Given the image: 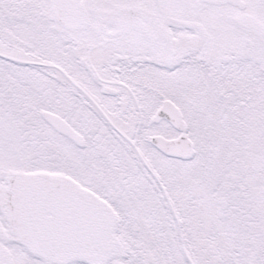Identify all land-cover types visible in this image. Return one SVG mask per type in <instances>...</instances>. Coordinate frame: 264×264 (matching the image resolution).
<instances>
[{
	"label": "snow or ice",
	"instance_id": "snow-or-ice-1",
	"mask_svg": "<svg viewBox=\"0 0 264 264\" xmlns=\"http://www.w3.org/2000/svg\"><path fill=\"white\" fill-rule=\"evenodd\" d=\"M0 264H264V0H0Z\"/></svg>",
	"mask_w": 264,
	"mask_h": 264
}]
</instances>
